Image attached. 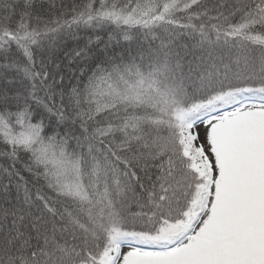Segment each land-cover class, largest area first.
<instances>
[{
  "label": "snow or ice",
  "instance_id": "1",
  "mask_svg": "<svg viewBox=\"0 0 264 264\" xmlns=\"http://www.w3.org/2000/svg\"><path fill=\"white\" fill-rule=\"evenodd\" d=\"M0 161V264H264V0H0Z\"/></svg>",
  "mask_w": 264,
  "mask_h": 264
},
{
  "label": "trees",
  "instance_id": "2",
  "mask_svg": "<svg viewBox=\"0 0 264 264\" xmlns=\"http://www.w3.org/2000/svg\"><path fill=\"white\" fill-rule=\"evenodd\" d=\"M117 39L119 40V45H118L117 50H119L120 47H128V42L125 41L122 36L118 37ZM0 163H3V162L0 161Z\"/></svg>",
  "mask_w": 264,
  "mask_h": 264
}]
</instances>
